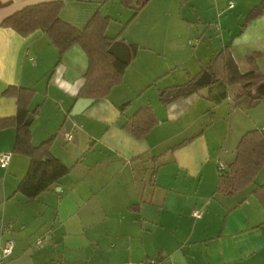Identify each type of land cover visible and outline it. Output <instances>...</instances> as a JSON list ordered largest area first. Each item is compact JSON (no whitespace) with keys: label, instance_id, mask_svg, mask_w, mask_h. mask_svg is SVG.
<instances>
[{"label":"crops","instance_id":"0c3cea01","mask_svg":"<svg viewBox=\"0 0 264 264\" xmlns=\"http://www.w3.org/2000/svg\"><path fill=\"white\" fill-rule=\"evenodd\" d=\"M52 1L61 2L59 17L69 25L83 30L98 12L109 18L108 38L136 47L132 56L129 50L121 81L77 112L78 99L87 98L80 95L88 68L81 46L59 56L42 31L21 35L1 26L24 7ZM229 1L226 8L237 11L220 18L230 28L217 35L221 40L210 47L209 58L200 49L198 65L194 60L189 66L191 57L175 48L170 28L175 0H149L134 16L121 0H0V119L17 113L9 88L30 90L31 143L51 139L50 153L69 168L49 190L26 198L17 188L30 159L12 153L15 128L0 129V154L11 153L7 167H0V245L13 242L5 264H264V207L254 193L264 189V164L247 187L229 196L216 192L219 163L226 167L234 159L241 136L253 129L264 134V100L250 112L232 102L227 107L231 97L211 99L224 88L220 84L167 104L159 98L161 89L197 77L205 60L224 47L241 72L250 69L247 57L260 53L256 62L264 73V13L241 28L261 0ZM179 2L184 19L225 5ZM112 16L116 26L110 25ZM147 106L156 122L136 138L123 125ZM189 129L195 131L191 136L170 144ZM63 131L71 141H64ZM195 209L203 211L198 218Z\"/></svg>","mask_w":264,"mask_h":264},{"label":"trees","instance_id":"16d2710c","mask_svg":"<svg viewBox=\"0 0 264 264\" xmlns=\"http://www.w3.org/2000/svg\"><path fill=\"white\" fill-rule=\"evenodd\" d=\"M149 0H121V4L133 8V16ZM61 2L52 1L35 5H29L6 17L1 26L9 27L21 35H27L35 30L47 34L51 43L57 48L59 56L71 46L78 44L86 53L88 68L84 75L85 83L80 95L87 98H102L110 89L122 79V74L127 62L118 60L108 52L109 46L114 42L105 34L108 17L95 13L83 30H79L59 17ZM264 13V0L251 8L241 28L251 20ZM131 56L136 47L131 45ZM260 53L247 57L250 69L241 72L234 61L228 47L217 50L206 65H202V71H208L210 81L208 84L197 82L199 75L188 82L161 89L159 98L163 104H167L179 97L187 96L202 87L220 84L224 88L217 97H210L215 102H220L229 97L227 87L237 86L232 91L231 102L234 107L246 109L255 106L264 100V96L257 92L259 84L264 82V73L257 65ZM17 97V113L13 118L0 119V129L13 126L15 128V141L12 153L26 155L30 159V166L17 191L26 198L32 199L49 190L69 172V168L49 151L51 139L38 146L31 143L29 129L28 110L26 105L31 97V91L24 88L13 89ZM154 114L149 106L139 109L130 117L123 129L136 138L144 134L155 124ZM264 164V134L257 129L244 133L237 145L236 155L226 164L224 170L219 171L216 192L222 195H233L251 184ZM256 197L264 207V189L259 187L254 191Z\"/></svg>","mask_w":264,"mask_h":264},{"label":"rangeland","instance_id":"374dc122","mask_svg":"<svg viewBox=\"0 0 264 264\" xmlns=\"http://www.w3.org/2000/svg\"><path fill=\"white\" fill-rule=\"evenodd\" d=\"M175 4H174V8L173 11L170 15V28L173 30L172 34L174 35V39H175V48L178 49V51L181 49L182 51H180L182 54H186V56H190V62H189V66L192 65V63L195 60V64H197V54L201 55L202 53L200 52V49H204L206 50V58H209V54L211 52V48L212 46H215L216 44H218V42H220V37L217 36L219 35L221 32H227V30L230 28L228 25L224 24L220 18V16H227V15H233V13H235L237 10H233V9H227L226 5L229 4V0H224V4L223 6L219 7L217 11L215 12H207L204 13V17H198L195 13H187L188 17H186L187 19H184V16H186V9L185 11L182 13V16L180 14V11L178 10V6L180 5L179 0H175ZM205 2V4L209 1V0H201V3ZM231 2L234 4V2H237L236 0H231ZM203 4V5H205ZM238 14V13H237ZM113 17V16H112ZM196 20H194V19ZM203 18V19H201ZM207 18V19H205ZM115 17L112 18L110 25H117V22H115ZM189 20V21H187ZM207 20V21H206ZM226 23V22H225ZM228 24H231V22H229ZM171 31V30H170ZM184 39L186 41H184ZM191 41L193 43H191ZM185 43H187L189 48H185ZM174 47V45H172ZM209 46V48L207 47ZM213 48V47H212ZM186 49V50H185ZM209 49V50H207ZM192 50H195V57L194 55H192ZM188 52H190L191 55L188 54ZM202 57V56H201ZM212 58V56H211ZM210 58V59H211ZM210 59H206L204 62V65H206ZM208 60V61H207ZM199 67V66H198ZM200 70V69H199ZM175 75V74H174ZM173 77V76H172ZM171 77V78H172ZM176 77V76H174ZM170 78V79H171ZM177 80V79H176ZM201 91H206L204 87L200 88ZM232 97V92L231 90H229V98ZM228 98V99H229ZM231 102L230 100H226L224 105H226L228 107V103ZM259 105H264L262 103H260ZM255 106L249 107V108H244V111H253L251 109H254ZM263 108V107H262ZM238 113H244L242 112V110H239ZM243 115V114H242ZM221 123H224V120H220ZM250 128H253L251 126H253L250 122L248 123ZM248 128V127H247ZM195 131L192 129L187 130L184 134H182L181 136L175 137L174 141L172 143H170L171 145L173 144H178V142H180L181 140H185L186 137L191 136ZM222 159L224 158V155L221 157Z\"/></svg>","mask_w":264,"mask_h":264},{"label":"built area","instance_id":"2783aa9c","mask_svg":"<svg viewBox=\"0 0 264 264\" xmlns=\"http://www.w3.org/2000/svg\"><path fill=\"white\" fill-rule=\"evenodd\" d=\"M229 7H232V4L230 3ZM191 43H193L191 41ZM62 137L65 142H69L72 139V134L68 131H63ZM11 158V153L10 152H4L0 154V167H7L9 161ZM225 165L221 162L219 163L218 169L223 170ZM202 210L201 209H195L192 211V215L196 218L200 217L202 215ZM6 230L9 232L10 227L9 226H4L2 231ZM48 239V236H41L38 237L35 240V245H40L44 241ZM13 250V242L11 239H6L1 245H0V264H5V260L7 259L8 256L11 255ZM150 262H154V260H150Z\"/></svg>","mask_w":264,"mask_h":264},{"label":"water","instance_id":"95a60500","mask_svg":"<svg viewBox=\"0 0 264 264\" xmlns=\"http://www.w3.org/2000/svg\"><path fill=\"white\" fill-rule=\"evenodd\" d=\"M108 52L115 56L118 60L127 62L129 60V48L122 41H114L108 48ZM210 81V75L208 71H203L200 76L197 78V82L200 84H208ZM257 92L264 96V82L259 84L257 87ZM90 102L89 98H80L74 106V111L77 112L81 110L85 105Z\"/></svg>","mask_w":264,"mask_h":264}]
</instances>
